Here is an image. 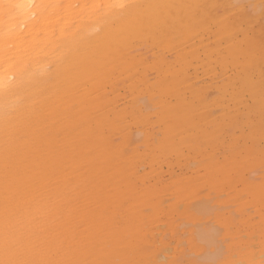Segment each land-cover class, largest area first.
I'll list each match as a JSON object with an SVG mask.
<instances>
[{"label": "bare ground", "instance_id": "1", "mask_svg": "<svg viewBox=\"0 0 264 264\" xmlns=\"http://www.w3.org/2000/svg\"><path fill=\"white\" fill-rule=\"evenodd\" d=\"M240 1L0 0V264H264V24L250 28ZM211 53L230 58L229 99L245 112L230 128L250 124L251 174L212 158L202 169L218 184L197 172L166 192L162 156L194 142L182 171L223 138L189 76V57ZM151 114L157 134L140 151L125 126ZM226 188L246 196L234 195L241 219L221 210Z\"/></svg>", "mask_w": 264, "mask_h": 264}, {"label": "rangeland", "instance_id": "2", "mask_svg": "<svg viewBox=\"0 0 264 264\" xmlns=\"http://www.w3.org/2000/svg\"><path fill=\"white\" fill-rule=\"evenodd\" d=\"M240 2L242 4L244 3L243 0H241ZM244 5H245V8L249 12H251L252 19H250V21L248 23L250 28L255 29L256 23L258 21L262 22L264 24V0H253V1L245 0ZM239 37H240V35L237 36V38H239ZM215 38L219 39L220 35L216 34L214 37H211L208 41H205L208 43V46H207L208 51H211L213 49ZM221 45H223V42L221 43ZM198 57L199 56H196L195 54L192 55L191 57H189L192 60H193V58H195L193 60V64H194V62L198 63L197 65L194 64L192 70H190V73H189L190 82L193 84L194 87H199V88L203 89L202 95H203L205 101L207 102V103H205L206 108L209 110V113L212 116L217 117L218 119H221L220 124H222V123L224 124V127L222 130L218 129L220 126L216 130L217 134L223 135V138L220 142H216V143L213 141V139H215V138H213L212 140H205L206 145L204 143L203 144L201 143L202 146L201 145L200 146L203 147L202 150H204L206 153H205V155L200 156V159L201 158H206V159L200 161L199 163H197L193 167L183 166L184 170H182V171H180V169L178 167L179 165H182L184 163V161H181V158L184 156H187L189 153L196 152V150L193 149L194 142L182 139L181 143H179L177 145V148L179 149V152L177 155H173V156L167 157V158L162 156L161 160H160V163L163 165L162 166V171H163L162 172V184L163 183L167 184V189L165 190L166 192H171L172 190H175L180 183L179 179L185 178L188 175L191 176L197 172L202 174L199 178V181L201 182L202 185H209L208 182L210 180H213L214 185L218 184L220 182L219 179H215V177H212V176L210 178H208L209 175L206 174V170L202 169V167L208 162V160L212 159V158L222 160L223 158L227 159L228 157H230L229 159H231V157H233V159L236 160L237 170H236V168H233L231 170L232 176H235L237 174L236 173V171H237L238 172L237 176L244 175V173H245V175L248 174L245 177H248V180H249V177H250L249 174H251V165L252 164L250 162V159L246 157L247 153L244 150V149L248 148V145H249V139H247V137L250 133V130L248 128V127H250V124L246 123L243 120V121H238L235 126L232 125V127L230 128L231 118L233 117V115L238 113V112H243V106L240 103H233L229 99V91H230L232 85L228 82V78L231 77L230 75L233 72L232 67L230 65V58L229 57L217 58V55H215L214 53H211L210 55L206 56V58L203 59L202 61L197 62ZM148 77L151 80L155 79V72L153 70L148 71ZM186 96H188V99H192V96L189 93H186ZM119 97H120V101H123V100L125 101V100L129 99L130 98L129 90L125 89V87H123V86H120L119 87ZM140 99H141V97H140ZM143 103L141 105H140V103H138V109H140L143 113H146L148 111L150 113V111L153 109V108L151 109V105L149 106V104H147V103H144V104H147V105H144ZM119 104L121 105V104H125V103H119ZM143 105H144V107H143ZM140 107L144 108V111ZM243 113H245V112H243ZM149 117H150L149 118L150 124H148L147 126L138 125V123L133 125V122L130 123L131 125L129 124V126L128 125L125 126L126 132H127V130H130L128 132H131V134L134 135L135 139H137L136 141L138 142V145L140 146V149H139L140 151L147 148L146 144H147L148 132H152L154 134H157L158 125L155 123V119H156L155 115L151 114ZM262 121L264 122V119ZM207 125H208L207 127L211 128L209 124H207ZM128 127H129V129H128ZM128 132H127V134H128ZM219 132H221L222 134ZM196 135H199V134L192 132L190 134V137H194ZM202 139L204 140V138H202ZM202 139H201V141H202ZM215 140L217 141V139H215ZM199 143H198V145H199ZM244 143H246V144L244 145ZM203 145H205V146H203ZM234 148H237L240 150V153H239L240 157L239 158H242V160H241V162L243 161L242 164H241V162L239 163V161H238L239 159L237 160V158H238L237 156H239V154L237 152H235L236 150ZM231 150L232 151L234 150V151L232 153H230ZM241 152H243V153H241ZM227 155H228V157H226ZM244 157H246V159ZM240 166H241V169L239 171ZM242 166H243V168H242ZM255 167H259V166H255ZM147 169H148V167L147 168L143 167V169L141 168L139 170V172L146 171ZM246 169H247V172L244 171ZM241 171H243L242 174H240ZM248 171H250V172H248ZM234 173H236V174L233 175ZM233 184H236L237 186H239L237 181L233 182ZM214 190L212 189L211 191H214ZM235 194H237V196L241 198V201L243 199H245L244 197H246L241 192H238V191H230L229 192V189L226 188L224 190L222 198H224V200L228 199V200H230V202L228 203V206H226V207H224V205H223L221 207V210L223 212H226L227 215L229 214L233 217L237 216L238 219H241L240 215H242L243 213L240 211V206L238 205L239 203H237L236 199H234ZM213 198H212V200L210 199V201H209L210 203H211V201L213 202ZM172 202H173V195L170 194L166 198L165 206L169 209V205ZM213 203H214V205H213ZM213 203H211V209H214V212L219 211L218 209L220 207L215 205V201ZM238 206H239V209L237 208ZM213 207H215V208H213ZM229 209H231V210H229ZM233 209L235 210V214L238 213L237 215H233V213H234ZM174 210H176V211H178V213H180L183 209L180 208L179 204L177 203L176 207H174ZM244 212L249 213L253 216L256 213V208L248 205V206H246V210L244 208ZM220 216H221L220 214H216L215 217H220ZM254 218H257V220H254V222H252V223H255V222L259 223L258 217L255 216ZM180 220H182V216L179 217V221ZM236 220H237V218H236ZM214 223H216V222L214 221L213 225H214ZM244 223L245 222H243L242 224H244ZM260 225L261 224H259L258 226H260ZM216 226H215L216 229H214V231L218 232V230L220 228L217 226L219 228V229H217ZM258 226H257V228H258ZM244 227H245V224H244ZM253 227H254V225L252 226V228ZM258 231L259 230L257 229V232ZM241 233L242 234H240V235L245 234V236H246V233H244V232H241ZM258 233H257V235H252L253 238L252 237L251 238L253 239V241H254V239L256 240V238H258V235H259ZM250 236H251V234H250Z\"/></svg>", "mask_w": 264, "mask_h": 264}]
</instances>
